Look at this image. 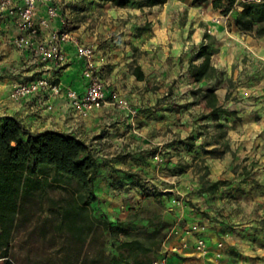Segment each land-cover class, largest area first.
Wrapping results in <instances>:
<instances>
[{
    "label": "crops",
    "instance_id": "1",
    "mask_svg": "<svg viewBox=\"0 0 264 264\" xmlns=\"http://www.w3.org/2000/svg\"><path fill=\"white\" fill-rule=\"evenodd\" d=\"M3 1L0 122L13 117L32 133L55 131L86 143L98 160L95 191L100 200L118 191L129 194L141 186V174H156L158 201L172 222L160 255L169 264H222L219 258L230 251L243 255L239 264H264V37H248L236 28L243 11L238 0L228 15L213 7L214 0H167L154 7L145 0H127L122 7L103 0H61L56 5L62 15L41 30L39 39L70 31L74 40L62 46L67 55L63 65L39 64L14 45L20 32L11 13L22 0L6 10ZM46 10V5L39 6L38 21ZM70 13L94 21L72 24ZM203 43L218 73L198 83L193 69L204 62V57L197 58ZM79 44L94 47L108 92L118 93L117 99L109 96L102 108L86 115L66 95L87 91ZM134 50L142 55L135 57ZM136 67L144 80L134 75ZM40 78L58 85L60 95L41 91L25 99L14 97V86ZM156 82L163 85L160 93H171V100L154 95L150 86ZM209 89L215 90L223 109L235 114L214 118L204 99ZM199 160L208 168V181L227 185L201 193ZM200 238L206 241L207 255L196 251ZM174 247L179 251L167 253Z\"/></svg>",
    "mask_w": 264,
    "mask_h": 264
},
{
    "label": "trees",
    "instance_id": "2",
    "mask_svg": "<svg viewBox=\"0 0 264 264\" xmlns=\"http://www.w3.org/2000/svg\"><path fill=\"white\" fill-rule=\"evenodd\" d=\"M114 6H125L127 0H103ZM148 7L164 5L167 0H145ZM237 0H214L213 7L228 15ZM264 23V0L262 3L248 2L243 5V11L238 15L235 26L239 30L251 33L256 26ZM257 34L264 36V28L258 29ZM210 35L205 34V39ZM208 45L200 46L197 58L204 57L199 67H194L193 77L196 82L212 80L218 70L212 65L211 55L207 52ZM134 75L140 81L144 80V73L136 67ZM208 106L212 108V116L218 118L219 114L232 116L235 113L223 109L218 102L214 89L204 94ZM222 126H220L221 128ZM98 160L90 147L74 136H68L55 131L32 133L21 121L7 117L0 122V262L4 264H17L11 259V243L17 227L37 214L33 211L31 203L36 200L34 190L41 187L42 175L53 171L57 178L75 182L83 201L78 214L85 213L88 207L97 202L95 193V177L98 173ZM206 174L200 178L201 193H215L226 181L211 182ZM34 204V203H33ZM104 227L110 238L117 240L120 235H127L130 226L121 222H110L107 219H96ZM70 245H80V250L72 261L73 248L67 250V260L75 264H118L115 255L107 254L103 247L93 253L86 248L85 241L79 236L70 240ZM78 250V249H77ZM75 252V250H74ZM155 259L150 261L153 263Z\"/></svg>",
    "mask_w": 264,
    "mask_h": 264
},
{
    "label": "rangeland",
    "instance_id": "3",
    "mask_svg": "<svg viewBox=\"0 0 264 264\" xmlns=\"http://www.w3.org/2000/svg\"><path fill=\"white\" fill-rule=\"evenodd\" d=\"M59 13L62 15L60 9ZM80 18L68 14L72 24L91 20L84 15ZM261 28H264V23L257 25L251 33L240 31L257 39L261 38L257 34ZM134 54L135 57L142 55L138 50H134ZM162 87L159 82L150 86L155 96L159 93L162 100H171L172 95L166 89L160 93ZM205 169L203 160H199L196 170L200 178L206 174ZM140 176L141 186L135 185L138 189L130 190L129 194L118 191L102 200L97 197V202L89 206L87 212L78 214L83 201L77 184L57 178L53 171L43 174L41 187L33 189L36 200L31 205L37 215L17 227L11 243V259L17 264H75L72 261H75L80 245L71 246L69 242L79 236L85 241L87 250L93 253L103 247L107 254L117 257L118 264H150L152 259L163 253L172 231V222L165 205L158 201L156 174L148 172ZM95 218L125 223L131 230L129 234L113 240ZM70 248H73L72 261L66 259ZM242 256L235 251L226 252L223 259L219 258V263L239 264Z\"/></svg>",
    "mask_w": 264,
    "mask_h": 264
},
{
    "label": "built area",
    "instance_id": "4",
    "mask_svg": "<svg viewBox=\"0 0 264 264\" xmlns=\"http://www.w3.org/2000/svg\"><path fill=\"white\" fill-rule=\"evenodd\" d=\"M14 0H4L1 8L6 10L13 4ZM60 0H22V5L12 12L15 16V24L20 35L15 40V45L21 50L30 53L32 59L39 64L48 65L52 62L63 65L67 63V55L63 51L64 43L74 40L67 31L53 32L48 41L39 39L42 29H48L56 18L60 17L59 8L56 5ZM248 2L262 3L263 0H238V9ZM40 5H46V17L38 21V11ZM64 27L66 20L62 19ZM77 56L84 60L83 77L88 81L87 91L83 95L70 90L66 93L72 105L87 113L102 108L109 102V96L117 99L118 93H109L107 84L101 78L98 65L95 62V49L90 45L79 44L77 46ZM47 92L54 96L60 95L61 89L58 85L52 83L48 78H40L31 82H23L14 86V97L16 99H25L37 92ZM123 108L133 115L137 111L128 104ZM196 229V228H194ZM179 248L168 249V252H178ZM196 251L201 255L208 254L206 241L203 238L198 239ZM152 264H169L168 257L164 254L157 257Z\"/></svg>",
    "mask_w": 264,
    "mask_h": 264
}]
</instances>
